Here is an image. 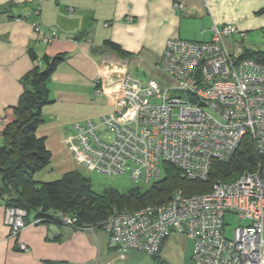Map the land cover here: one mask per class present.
<instances>
[{
    "label": "built area",
    "instance_id": "obj_1",
    "mask_svg": "<svg viewBox=\"0 0 264 264\" xmlns=\"http://www.w3.org/2000/svg\"><path fill=\"white\" fill-rule=\"evenodd\" d=\"M34 28L45 43L58 38L57 32ZM236 33V25L224 24L214 25L207 42L168 39L157 68L173 85L125 70L115 111L99 121L73 124L66 143L81 166L106 175L129 173L137 183L158 179L164 164L178 167L190 180H208L212 163L229 160L247 136L260 158L255 171L232 181L219 179L208 192L178 190L164 203L134 211L114 208L97 226L108 232L119 258L133 250L154 257L167 239L183 235L194 241L193 264H264V63L235 59L225 39ZM96 82L100 87L94 94L102 95L103 75ZM171 91L182 94L170 96ZM226 213L249 221L232 238L225 232ZM54 215L69 226L77 222L64 212ZM5 223L10 236L17 237L39 220H28L25 209L9 206ZM20 249L27 250L23 244Z\"/></svg>",
    "mask_w": 264,
    "mask_h": 264
},
{
    "label": "crops",
    "instance_id": "obj_2",
    "mask_svg": "<svg viewBox=\"0 0 264 264\" xmlns=\"http://www.w3.org/2000/svg\"><path fill=\"white\" fill-rule=\"evenodd\" d=\"M176 3L183 7L176 8ZM263 8L264 0H0V122L5 108L18 103L23 77L36 65L29 51L50 58L63 55L65 60L49 82L54 102L43 108L45 121L37 135L45 138L50 164L60 175L74 171L77 160L66 143L73 124L99 121L115 111L121 72L153 78L168 87L163 82L170 80L167 74L149 77L150 71L158 70L168 39L209 41L214 25L225 23L242 30L262 28ZM34 24L42 32H57L58 38L45 43ZM109 41L128 54L114 50ZM100 74L105 91L97 96ZM6 208L0 202V264H123L125 260L112 251L108 232L97 224L75 229L61 221H41L11 237Z\"/></svg>",
    "mask_w": 264,
    "mask_h": 264
},
{
    "label": "trees",
    "instance_id": "obj_3",
    "mask_svg": "<svg viewBox=\"0 0 264 264\" xmlns=\"http://www.w3.org/2000/svg\"><path fill=\"white\" fill-rule=\"evenodd\" d=\"M259 13H264V8ZM237 28L238 33L247 31ZM108 44L119 53L128 54L119 44L112 41ZM29 52L36 65L23 77L24 89L18 103L5 108L0 122V202L6 207L25 209L28 220L60 222L54 214L64 212L77 218L72 227L83 229L109 217L114 208L134 211L164 203L178 190L185 194L208 192L219 179L232 181L245 171L257 169L260 158L247 136L229 160L212 163L208 180H190L178 167L164 164V176L161 174L150 181L146 188L137 186L124 193L112 188L95 193L89 179L76 170L54 181H37L36 174L50 165L52 156L45 138L37 133L45 121L43 108L54 102L49 82L65 57L39 56L32 49ZM238 58H254L264 63V50L246 48ZM169 239L162 245L160 253Z\"/></svg>",
    "mask_w": 264,
    "mask_h": 264
},
{
    "label": "rangeland",
    "instance_id": "obj_4",
    "mask_svg": "<svg viewBox=\"0 0 264 264\" xmlns=\"http://www.w3.org/2000/svg\"><path fill=\"white\" fill-rule=\"evenodd\" d=\"M245 34V38H241L240 33H236L230 35L229 37H226L225 39L227 47L230 50L231 54L235 57V59H238V57L243 54L246 48L256 51L264 50L263 27L247 30ZM163 74L164 72L158 69L154 72L150 71L149 77L155 78L159 76V78H161V75ZM139 76L140 78H144L141 75ZM163 82L170 86L174 84V81L171 78L168 81L167 79H164ZM181 94L182 93L178 91L170 92V96H180ZM75 168L76 171L80 172L83 176L89 179L91 188L95 193H103L106 188H112L119 193H124L134 187L141 186L143 188H146L151 184H144L142 182L137 183L131 179L129 173H123L119 175H106L96 171H92L81 166V164L77 161L75 162ZM164 175L165 168L163 166L162 176ZM61 176L62 175H60L58 170L54 169L50 164L42 171L38 172L35 178L39 182H49L57 180L61 178ZM224 222L226 224L225 232L229 238H232L234 236V230L236 228L247 225L249 223V221L240 219V217L234 213H226L224 216ZM193 249L194 241L192 239L187 238L183 235H176L171 237L167 241L158 257H153L148 253L133 250L127 254L123 264H161L162 261H165L164 264H193Z\"/></svg>",
    "mask_w": 264,
    "mask_h": 264
}]
</instances>
